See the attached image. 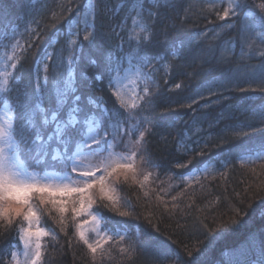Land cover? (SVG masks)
<instances>
[{
	"label": "snow or ice",
	"instance_id": "6c2138e0",
	"mask_svg": "<svg viewBox=\"0 0 264 264\" xmlns=\"http://www.w3.org/2000/svg\"><path fill=\"white\" fill-rule=\"evenodd\" d=\"M223 2L214 0L210 7L215 9L217 3ZM167 6L166 0H80L73 8L72 0H69L67 6L61 5L59 13H52V19L67 21L69 29L75 31L70 32L63 47L44 53L42 67H38L28 81L22 71L23 61L35 41L40 39V33L36 29H26L32 39L22 43L17 39V29L5 23L4 9L0 8V26L5 29L0 33V228L4 229L0 231V243L9 238L14 224L15 235L11 239L16 241L10 244L9 258L0 257V264H43L46 247L41 241L44 237L56 241L57 234L42 227L41 218L55 212L56 216L51 218L67 236L65 216L69 211L73 221L87 217L74 227L91 264H100L105 258H111L110 251L105 248L110 244L119 245L122 261L136 264L138 242L122 231L124 223L118 221L113 228L105 227L102 232L101 224L107 225L110 220L91 209L98 196L100 201L106 202L103 207L121 217L134 218L133 212L119 210L121 202L114 185L121 180L125 183L131 180L144 190L151 175L144 174L143 180L137 179L138 162H147L141 152L146 134L151 131L150 127L141 130L138 110H141L142 103H152L150 70L155 69L153 61L157 59L151 47L155 38L153 26L161 18V10ZM216 15L219 20L229 22L227 27L237 29L240 60L261 58L259 64L246 68L247 87L234 86V90L241 93L260 94L243 98L246 108L260 123L226 129L235 140L250 138L236 145L242 154L237 162L242 168L252 165L250 171L259 177L264 173H257L255 165L259 164L264 170V138L255 146L251 139L255 133L264 132V0L261 3L253 0L251 4L248 0H227L226 7L216 11ZM69 16L72 18L68 19ZM104 18L116 21L108 32L97 28V21ZM114 38L121 41L116 45L118 51L109 50L102 64L88 57L89 63L97 68L94 75L79 70L85 45L102 51L113 43ZM233 47L230 40L219 63L231 62ZM172 59H176V53L172 54ZM53 65L55 68L49 75ZM236 79L232 76L210 85V96L223 95L213 87L233 90ZM105 80V86L118 107L109 108L102 95L89 96L87 105H82L79 89L85 86L84 82L91 88L94 83L99 85ZM97 90L102 92L103 88L97 87ZM198 95L204 99L202 93ZM257 100L260 101L258 104ZM196 103L198 101L193 99L187 107L192 108ZM217 146L222 145L218 143ZM204 154L203 151L197 153ZM176 166L182 168L187 164ZM207 171L205 169V173ZM193 179L199 182L198 177ZM257 187L264 191V180H260ZM148 195L149 192L144 191V196ZM177 198L173 196L172 200ZM33 199L38 201V206L33 204ZM156 199L161 198L157 195ZM233 212L240 216L239 209H233ZM18 219L20 223L16 224ZM238 223L235 218L229 221L232 226ZM89 232L95 233L96 238L90 239ZM187 256L191 264H197L191 250ZM175 259L177 264H188L178 254ZM252 264H264V244L259 259Z\"/></svg>",
	"mask_w": 264,
	"mask_h": 264
},
{
	"label": "trees",
	"instance_id": "16d2710c",
	"mask_svg": "<svg viewBox=\"0 0 264 264\" xmlns=\"http://www.w3.org/2000/svg\"><path fill=\"white\" fill-rule=\"evenodd\" d=\"M68 2L69 0H44V8L38 10L33 6V0H0V8L4 9L6 16L5 23L22 31L23 42L32 39L26 29H36L40 33V39L35 41V46L28 51L23 61L22 71L26 81L33 78L46 51L52 52L64 46L67 21H54L52 13H59L61 5L67 6ZM79 2L80 0H72V7L75 8ZM166 2L168 6L161 10V18L153 26L155 38L151 47L157 59L153 61L155 69L150 70L152 103H142L141 110H138L141 130L150 127L151 131L146 134L141 152L147 162H138L137 179L142 180L144 174L151 175L144 190L131 180L126 183L121 180L114 185L116 194L120 197L119 210L133 212L134 218L121 217L103 207L106 202L100 201L98 196L93 210L109 218L110 223H102L103 229L113 228L118 221L124 223L122 231H126L138 242L136 264H157V259L158 264H177V254L182 261L191 264V259L187 256L189 250L197 264H252L259 259L261 246L264 244V191L257 187L260 180H264V174L254 176L250 171L252 165L242 168L235 162L228 165L222 172L226 174L223 176L219 173L204 177L196 183H187L185 177L211 161H237L238 156L242 155L236 145L243 144L250 138L235 140L226 133V129L243 127L247 123L256 124V119L246 108L243 98L260 94L226 89L222 92L223 95L209 96L205 101L199 100L198 94L205 91L208 95L209 86H214L225 78H246V72L243 73L242 70L243 63L257 64L260 60H244L242 63L231 56L230 63H219L223 43L236 39L237 29H229L222 35L213 36L210 30L219 28L223 21L216 15L218 10L207 6L205 0ZM252 2L253 0H248V3ZM261 2L262 0H255V3ZM34 20L39 23L33 22ZM128 23L131 26V22ZM115 24V20L104 18L97 21V28L101 32H108ZM4 30L0 26V33ZM10 33L9 31L8 34ZM120 43V39L114 38L113 43L102 51L85 45L79 70L89 76L94 75L97 68L89 63L88 57L96 59L97 64H102L108 51H118L116 45ZM124 47L127 48L126 43ZM173 53H176V59H172ZM84 84L79 89L82 105H87L89 96L102 95L109 108L118 107L105 86L106 80L99 85L94 83L91 88L86 86L87 82ZM176 84L181 87L176 88ZM97 87L103 88V91H98ZM213 90L220 93L222 89L213 87ZM193 99L198 103L192 108L187 107ZM259 102L256 101L257 104ZM190 125L207 134V147L206 144L199 146L188 143L181 149ZM262 138L264 132L255 133L251 144L258 145ZM218 143L222 146L218 147ZM200 151L205 154L197 155ZM177 164H187V167L178 168ZM255 167L257 173H264L259 164ZM144 191L149 192L147 197L144 196ZM157 195L160 200L156 199ZM173 196L178 198L173 201ZM233 209H239L240 216H235ZM55 216L56 213L52 212L51 216L43 215L41 218L42 227L57 234L56 241L50 237L43 241L46 247L43 264H91L86 248L75 235L74 225L79 218L73 221L71 212L66 214L68 234L65 236L60 232L61 226L53 222L51 217ZM232 218L239 223L230 225ZM19 223L18 219L16 224ZM3 230L0 228V231ZM14 235L15 224L9 238L0 243V257L4 260L9 258L10 244L16 243L11 239ZM105 248L110 251L111 258H105L100 264H130L121 260L119 245H105Z\"/></svg>",
	"mask_w": 264,
	"mask_h": 264
},
{
	"label": "rangeland",
	"instance_id": "374dc122",
	"mask_svg": "<svg viewBox=\"0 0 264 264\" xmlns=\"http://www.w3.org/2000/svg\"><path fill=\"white\" fill-rule=\"evenodd\" d=\"M43 1L44 0H35L33 6H35V8L38 9V10H42L44 8L43 5H42V2ZM213 2H214V0H205V3L209 7H210V5ZM226 5H227V0H224L223 3H217V6H216L215 9H217L218 11H222L223 7H226ZM210 8H212V7H210ZM228 23H229L228 21H223V24L219 28H212L210 30L211 33H212V35L213 36H219V35H222L223 32H227L230 29L229 27H227V24ZM16 29H17V39H20L21 42L23 43L22 31L19 28H16ZM71 31H75V29L73 28V29L70 30L69 27H68L67 35H65L66 36V39L70 35V32ZM202 35L204 36L205 34H202ZM9 36H11V33H10ZM66 39H65V41H66ZM229 41L230 40H227V41H225L223 43L221 53L224 51L225 46L228 44ZM231 41H233L234 47H233L232 53L230 55L232 57H236V59H239V57H240V48H239V45H238V43H236V39L233 38V40H231ZM64 44H65V42H64ZM56 60H57V62H59V57H56ZM259 60L261 61V58L257 56V57H254L253 59H251L250 61H259ZM240 62L243 63L242 60H240ZM259 63H257V64H259ZM257 64H256V62L249 63V64L248 63H243V65H244L242 67V70L244 71L243 73L246 72V68H251L252 66L257 65ZM39 67H42V63L39 65ZM54 68H55V65H53L50 68L49 75H51V72L54 70ZM246 79H247V76H246V78L245 77L244 78L237 77V79L233 81V89H234V86L236 84H239V85H242V86L247 87V84L245 83ZM141 87H142V85H141ZM225 91H226V89L220 90V92H225ZM206 93L207 92H205V91L202 93L203 96H204V101L207 99L206 97H209L210 96V93L208 95ZM199 100H200V98H199ZM259 123H260L259 120L256 119V125H259ZM184 136H185V139H186L185 142H183V144H182L184 147L188 143H191L193 145L204 146L205 144L207 145V142H208V136H207V134H205L201 130H198L197 128H194L193 125H190V127L187 130V133ZM183 148H181V149H183ZM117 150L118 151H124L123 149H117ZM235 162H237V161L230 160L229 162L224 161L223 163L221 161L220 162L211 161V162L207 163L206 165H204L202 168L197 169V170L191 172L187 177H185V181L187 183H196L197 180L196 179H193V177H198L199 180H201L204 177H210V176L217 175L219 173H222L228 167V165L233 164ZM205 169L208 170L207 173H205ZM40 174L43 175V172L41 171ZM33 204L38 206V201L35 200V199H33ZM91 211L94 212V213H96L93 210V207H92ZM86 218L87 217H79V221H82L83 219H86ZM88 227H90V225ZM46 229H48V228H46ZM48 230H51V229H48ZM103 230L104 229H103V226L101 224V231L103 232ZM88 235H89V238L90 239H95L96 238L95 233H93V232H89ZM45 238L46 237H44L42 239V241H41L42 244H43V241H44ZM21 250H22V245H21ZM19 258L22 260L23 259V256L20 255Z\"/></svg>",
	"mask_w": 264,
	"mask_h": 264
}]
</instances>
